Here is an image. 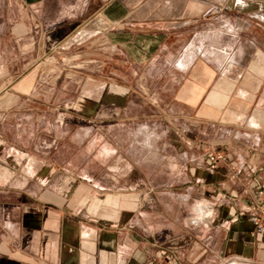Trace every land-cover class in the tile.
Wrapping results in <instances>:
<instances>
[{
	"label": "crops",
	"instance_id": "0c3cea01",
	"mask_svg": "<svg viewBox=\"0 0 264 264\" xmlns=\"http://www.w3.org/2000/svg\"><path fill=\"white\" fill-rule=\"evenodd\" d=\"M57 1L0 0V54L19 55L14 78L0 64V264H264V0ZM155 117L226 130L227 152L155 185L116 139ZM158 188L179 222L145 208Z\"/></svg>",
	"mask_w": 264,
	"mask_h": 264
},
{
	"label": "rangeland",
	"instance_id": "374dc122",
	"mask_svg": "<svg viewBox=\"0 0 264 264\" xmlns=\"http://www.w3.org/2000/svg\"><path fill=\"white\" fill-rule=\"evenodd\" d=\"M66 1L70 0H58L57 4L66 3ZM2 2V1H1ZM48 13L50 11H54L56 8H48ZM65 9V10H64ZM67 12V8L61 9ZM82 8L76 6L74 11L69 9L71 13H77V11H81ZM48 14V15H49ZM7 15V19L5 18V23L3 22V16ZM6 17V16H5ZM16 12L11 8L7 10L6 8L0 6V47H3L4 42H8V37L5 40L2 39L3 32L4 35H8L10 28L14 30V26L16 25ZM11 47L13 48V39H11ZM47 49L45 50L46 54L42 58L43 66H59L62 64L60 59H58L57 55L52 52H49ZM10 60L11 63V78H14L19 72L15 69V63L19 60V55L14 54L12 50V54L10 56L0 54V64ZM29 61V58H28ZM65 62V60L63 59ZM62 66V65H61ZM64 67V66H63ZM3 92L0 93V113L2 108V100L1 95ZM56 107V106H52ZM55 109V108H54ZM56 115L54 117V123L58 126H64L66 123V116L62 113V110L55 111ZM2 115L0 114V119ZM151 121V122H150ZM147 123V124H146ZM140 126H133L123 134L118 136L117 141H123V148L124 151L128 153V155L137 158L139 161V169L140 172L146 174L149 177L150 181H154L155 185H162L166 183L169 178H175L179 175L180 170L184 172L183 169H180L178 166V160L180 158H184L186 156L187 161L194 160L198 157L199 152H203L206 154L215 151L216 148L222 149L220 152L224 155L227 150L223 148L224 141L229 138V132L226 130H217V128L213 127H206L200 132V129L196 130L193 124L189 122H184L183 120L171 121L168 122L161 118L155 117L154 120H142L139 122ZM142 125V126H141ZM145 125H148L147 127ZM117 137V136H116ZM197 139V140H196ZM202 140V149H197V142ZM134 142H137L133 145ZM50 144L54 146L55 142H49L45 146ZM135 148L137 149V154L135 152ZM214 149V150H213ZM165 156V160L162 162V157ZM206 157V156H205ZM154 160V162H153ZM159 167L156 165L159 164ZM188 164H192L191 162ZM191 166V165H190ZM193 167V165H192ZM170 170V174H169ZM189 185V184H188ZM172 189H176L178 191V185L171 184ZM159 193L156 195L158 199H152L151 194L147 195V199L144 202V206L146 208L147 204L149 206H153L157 213L162 212H170L172 213V221L171 223L179 222V214L182 210L179 208L184 205H181L178 199H174L169 197L167 194H163L161 192V188L157 189ZM182 190V189H181ZM180 190V191H181ZM193 191V190H192ZM193 200L187 202V208L192 207ZM162 218V217H160ZM162 223V220L161 222Z\"/></svg>",
	"mask_w": 264,
	"mask_h": 264
},
{
	"label": "built area",
	"instance_id": "2783aa9c",
	"mask_svg": "<svg viewBox=\"0 0 264 264\" xmlns=\"http://www.w3.org/2000/svg\"><path fill=\"white\" fill-rule=\"evenodd\" d=\"M206 158L209 161V167L212 169L216 163L223 158V154L220 151H212L206 154ZM234 170L235 166H231ZM236 173V170L234 171ZM253 214L251 221L255 225V230L260 232L264 228V190L257 189L254 196L251 198V208ZM162 263L160 264H176V254L174 251L164 252L162 257Z\"/></svg>",
	"mask_w": 264,
	"mask_h": 264
},
{
	"label": "bare ground",
	"instance_id": "6f19581e",
	"mask_svg": "<svg viewBox=\"0 0 264 264\" xmlns=\"http://www.w3.org/2000/svg\"><path fill=\"white\" fill-rule=\"evenodd\" d=\"M229 31H230V30H229ZM192 43H193V42H192ZM193 47H194V46H193ZM193 47H192V48H193ZM189 57H190V56H189ZM184 59H185V56H184Z\"/></svg>",
	"mask_w": 264,
	"mask_h": 264
}]
</instances>
